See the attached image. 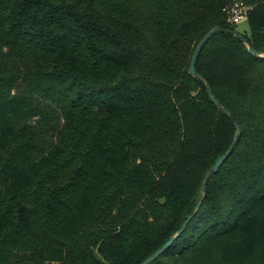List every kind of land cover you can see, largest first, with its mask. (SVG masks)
<instances>
[{
    "label": "trees",
    "instance_id": "1",
    "mask_svg": "<svg viewBox=\"0 0 264 264\" xmlns=\"http://www.w3.org/2000/svg\"><path fill=\"white\" fill-rule=\"evenodd\" d=\"M233 0H0V264H142L237 130L189 74ZM196 69L241 128L150 264H264V58L226 31Z\"/></svg>",
    "mask_w": 264,
    "mask_h": 264
},
{
    "label": "water",
    "instance_id": "2",
    "mask_svg": "<svg viewBox=\"0 0 264 264\" xmlns=\"http://www.w3.org/2000/svg\"><path fill=\"white\" fill-rule=\"evenodd\" d=\"M218 31H226L229 33H232L233 35H235L236 37L240 38L241 40H243V42L246 44L248 51L250 54L254 55V56H260L264 58V53H258L255 48L249 43V41L239 32L236 31H230V30H222L218 27L213 28L211 31L208 32V34L201 40V42L198 44V46L195 49V52L192 56L191 59V63H190V67H189V74L195 78H197L198 80H200L202 82V84L204 85V87L207 90L208 96L210 98V100L215 104V106L219 109H221L225 115L228 116V118L234 122L235 126H236V130H237V135L235 137V140L231 146V148L228 150V152H226V154H224L222 157H220L216 163L213 165V167L208 171L205 180L203 182V185L201 187V192L203 193V198L200 201V203L198 204L194 214L192 216H190L187 221L184 223L183 227L181 228V230H179L174 236H172L170 238V240L163 246L161 247L159 250H157V252H155L152 256H150L149 258H147L142 264H150L152 261L156 260L157 258H159L164 252H166L172 245L173 243L182 235V233L184 232V230L187 228L189 222L191 221V219L193 218L194 215H196L198 213V211L201 208V205L207 195V184L209 182V180L211 179V177L218 173L219 170L221 169V167L223 166L224 162L231 156V154L233 153L236 143L238 141L239 135L241 134V128L239 126V124L235 121V119L229 114L228 110L222 106V104L220 103V101L214 96L211 87L205 82L203 81L196 69V63H197V59L198 56L200 54V52L202 51L203 47L206 45V43L209 41V39L212 37V35Z\"/></svg>",
    "mask_w": 264,
    "mask_h": 264
},
{
    "label": "built area",
    "instance_id": "3",
    "mask_svg": "<svg viewBox=\"0 0 264 264\" xmlns=\"http://www.w3.org/2000/svg\"><path fill=\"white\" fill-rule=\"evenodd\" d=\"M253 10L254 5L247 4L244 0H233L227 11L228 22L236 26L246 23Z\"/></svg>",
    "mask_w": 264,
    "mask_h": 264
},
{
    "label": "rangeland",
    "instance_id": "4",
    "mask_svg": "<svg viewBox=\"0 0 264 264\" xmlns=\"http://www.w3.org/2000/svg\"><path fill=\"white\" fill-rule=\"evenodd\" d=\"M237 27H238V31L243 32V33L244 32L249 33V26H248L247 22L243 23L241 25H238Z\"/></svg>",
    "mask_w": 264,
    "mask_h": 264
}]
</instances>
